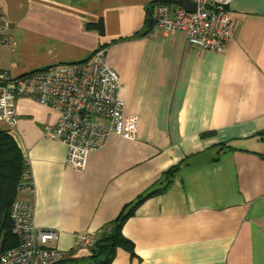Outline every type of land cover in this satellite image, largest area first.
I'll list each match as a JSON object with an SVG mask.
<instances>
[{
	"label": "crops",
	"instance_id": "obj_1",
	"mask_svg": "<svg viewBox=\"0 0 264 264\" xmlns=\"http://www.w3.org/2000/svg\"><path fill=\"white\" fill-rule=\"evenodd\" d=\"M156 1L0 0L10 40L0 44L1 69L20 77L103 47L125 112L138 117L136 139L111 133L81 171L67 165L64 142L44 136L58 112L20 97L10 134L35 188L21 196L72 258L90 254L82 236L95 240L145 197L123 227L134 254L120 247L111 264H264V0L232 2L223 52L151 27ZM174 167L169 186L146 196Z\"/></svg>",
	"mask_w": 264,
	"mask_h": 264
},
{
	"label": "built area",
	"instance_id": "obj_2",
	"mask_svg": "<svg viewBox=\"0 0 264 264\" xmlns=\"http://www.w3.org/2000/svg\"><path fill=\"white\" fill-rule=\"evenodd\" d=\"M184 1V0H183ZM157 3L153 7L154 26L167 32L184 31L192 46L223 52L234 36L230 5L234 0H191L195 11L184 2ZM0 14V44L10 40L3 34ZM121 80L99 47L83 62L61 63L47 69L12 76L0 68V122L8 132L17 124L16 101L31 97L56 110L57 121L44 128V136L67 146L66 163L84 170L88 153L101 148L111 133L129 139L138 135V117L125 112ZM18 196L10 209L13 233L18 244L0 254V264H57L71 257L52 245L59 237L54 229L35 225L34 205L21 195L34 192L28 160ZM93 234L81 237L84 246H92Z\"/></svg>",
	"mask_w": 264,
	"mask_h": 264
},
{
	"label": "trees",
	"instance_id": "obj_3",
	"mask_svg": "<svg viewBox=\"0 0 264 264\" xmlns=\"http://www.w3.org/2000/svg\"><path fill=\"white\" fill-rule=\"evenodd\" d=\"M179 0H158L153 2L148 9L147 22L154 26L153 7L157 3H175ZM100 32L103 31V24L97 25ZM26 156L23 154L14 137L5 128L0 125V254L16 246L18 239L13 233V225L10 219V209L14 200L18 196V187L23 181L25 170L27 168ZM177 170L176 167L170 169L166 178V184L160 188L149 192L146 196L154 195L165 190L171 183V179ZM145 197H139L138 200L127 211L122 213L114 224L112 231L103 234L101 238L96 239L90 254L87 257V264H111L115 258L118 248H124L134 254L133 242L124 235L123 227L127 219L134 213L136 207ZM83 259V258H79ZM86 259V258H84ZM77 258H66L57 264H77ZM73 262V263H72Z\"/></svg>",
	"mask_w": 264,
	"mask_h": 264
},
{
	"label": "rangeland",
	"instance_id": "obj_4",
	"mask_svg": "<svg viewBox=\"0 0 264 264\" xmlns=\"http://www.w3.org/2000/svg\"><path fill=\"white\" fill-rule=\"evenodd\" d=\"M2 123L0 122V125H1ZM1 126H3V125H1ZM112 231V226L111 227H109L107 230H105V231H103V232H101L97 237H95L96 239H98V238H101L102 236H103V234H105V233H109V232H111ZM96 239L93 241V244H92V246L94 245V243H95V241H96ZM92 246H91V248H92ZM77 264H87L88 262H89V259H78V260H76L75 261ZM70 263V261L67 263V264H69ZM73 263V262H72ZM74 264V263H73Z\"/></svg>",
	"mask_w": 264,
	"mask_h": 264
},
{
	"label": "water",
	"instance_id": "obj_5",
	"mask_svg": "<svg viewBox=\"0 0 264 264\" xmlns=\"http://www.w3.org/2000/svg\"><path fill=\"white\" fill-rule=\"evenodd\" d=\"M184 5L186 7L187 10L189 11H195L197 8V4L191 0H184Z\"/></svg>",
	"mask_w": 264,
	"mask_h": 264
}]
</instances>
